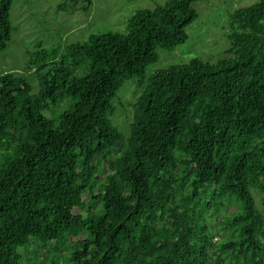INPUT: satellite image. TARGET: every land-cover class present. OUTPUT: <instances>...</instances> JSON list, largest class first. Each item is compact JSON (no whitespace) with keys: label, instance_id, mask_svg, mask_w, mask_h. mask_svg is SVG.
<instances>
[{"label":"trees","instance_id":"trees-1","mask_svg":"<svg viewBox=\"0 0 264 264\" xmlns=\"http://www.w3.org/2000/svg\"><path fill=\"white\" fill-rule=\"evenodd\" d=\"M195 1L137 9L123 32L39 41L23 72H0V264H264L251 190L264 206V0L229 13L227 56L146 74L157 48L187 39ZM12 2L0 0V50ZM129 80L125 134L111 115Z\"/></svg>","mask_w":264,"mask_h":264},{"label":"rangeland","instance_id":"rangeland-1","mask_svg":"<svg viewBox=\"0 0 264 264\" xmlns=\"http://www.w3.org/2000/svg\"><path fill=\"white\" fill-rule=\"evenodd\" d=\"M64 0H13L10 6L12 25L11 39L6 48L0 50V72H23L22 66L27 60V52L42 41L45 48L51 49L60 43L61 47L72 42L82 41L91 33L120 31L126 29L128 17L137 9H152L164 0H92L88 11L58 10ZM257 0H201L192 5L197 13L186 28L187 39L172 50L157 48L158 60L146 68V74L164 68L173 63H184L192 58L206 62H216L227 56L225 50L230 47L227 34L230 30L228 15L238 7L253 4ZM37 91V78L33 70L26 74ZM139 89L134 80L126 81L114 98L113 123L123 133L128 132L131 120L132 102ZM256 206L264 216V206L259 192L251 189ZM231 207V206H230ZM232 209V208H231ZM230 210V209H229ZM224 213V212H223ZM221 213L218 219L222 218ZM218 227L220 224L211 218ZM229 236L223 232L220 237Z\"/></svg>","mask_w":264,"mask_h":264}]
</instances>
